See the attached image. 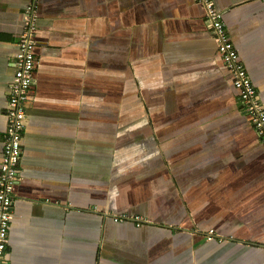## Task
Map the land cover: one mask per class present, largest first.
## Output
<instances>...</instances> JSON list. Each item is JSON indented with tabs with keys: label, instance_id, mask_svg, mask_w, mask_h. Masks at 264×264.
Segmentation results:
<instances>
[{
	"label": "crops",
	"instance_id": "obj_1",
	"mask_svg": "<svg viewBox=\"0 0 264 264\" xmlns=\"http://www.w3.org/2000/svg\"><path fill=\"white\" fill-rule=\"evenodd\" d=\"M30 1L0 0V168ZM213 1L264 103V0ZM38 9L7 263L264 264V147L203 7Z\"/></svg>",
	"mask_w": 264,
	"mask_h": 264
},
{
	"label": "built area",
	"instance_id": "obj_2",
	"mask_svg": "<svg viewBox=\"0 0 264 264\" xmlns=\"http://www.w3.org/2000/svg\"><path fill=\"white\" fill-rule=\"evenodd\" d=\"M195 1L205 10L209 25L213 29L218 52L230 71L233 85L245 106V112L250 117L260 143L264 147V103L240 59L238 48L231 40L223 14L217 9L213 0ZM39 5L40 0L30 1L26 5V25L17 41L16 72L10 87L7 111L9 128L0 168V264H8L6 259L8 232L12 221L14 191L21 163L27 101L34 83L36 53L37 50L46 46V42L35 34L39 20ZM124 219L123 216L115 218L116 222L124 221ZM127 219L138 226L147 220L145 216L138 214H131Z\"/></svg>",
	"mask_w": 264,
	"mask_h": 264
},
{
	"label": "rangeland",
	"instance_id": "obj_3",
	"mask_svg": "<svg viewBox=\"0 0 264 264\" xmlns=\"http://www.w3.org/2000/svg\"><path fill=\"white\" fill-rule=\"evenodd\" d=\"M213 230H214V229H213ZM213 230H210V231H209V234H210V235H209V237H208V241H209V240H212L213 237H214V235H217L215 232H213ZM211 238H212V239H211Z\"/></svg>",
	"mask_w": 264,
	"mask_h": 264
},
{
	"label": "clouds",
	"instance_id": "obj_4",
	"mask_svg": "<svg viewBox=\"0 0 264 264\" xmlns=\"http://www.w3.org/2000/svg\"><path fill=\"white\" fill-rule=\"evenodd\" d=\"M218 9V8H217ZM233 41V40H232ZM246 113V112H245ZM247 114V113H246Z\"/></svg>",
	"mask_w": 264,
	"mask_h": 264
}]
</instances>
